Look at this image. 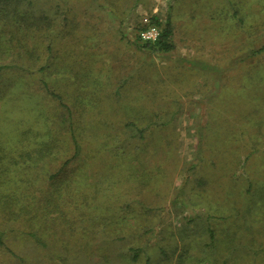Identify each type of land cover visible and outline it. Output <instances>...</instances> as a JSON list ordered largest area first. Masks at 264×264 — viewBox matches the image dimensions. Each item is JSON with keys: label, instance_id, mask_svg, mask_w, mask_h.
Returning <instances> with one entry per match:
<instances>
[{"label": "rangeland", "instance_id": "obj_1", "mask_svg": "<svg viewBox=\"0 0 264 264\" xmlns=\"http://www.w3.org/2000/svg\"><path fill=\"white\" fill-rule=\"evenodd\" d=\"M32 1L22 0L16 11L59 20L50 29L55 41L61 39V66L66 58L80 73L73 86L80 93L96 89L85 109L84 100L72 94L71 72L52 76L62 101L74 105L71 115L83 149L94 146L93 132L111 134L123 147L135 141L153 145L137 164L124 160L125 166L112 167L117 158L110 148L90 163L93 183L109 169L110 180L92 195L104 217L94 227L85 230L80 222L72 235L61 234V257L67 255L61 264H264V127L257 126L264 114L251 108L257 100L264 106V52L249 55L264 46V0ZM153 15L161 23L170 18L169 51L141 47L137 31ZM10 19L18 21L15 15ZM45 31L33 28L27 35L39 50L46 45L50 30ZM15 53L11 48L1 53L0 64L11 63ZM4 71L0 91L9 83L11 89H28L35 110H49L36 78L13 84L15 74ZM115 89L123 98L112 95ZM223 91L233 94L232 110H241L234 114L239 117L229 109L226 115ZM1 110L2 103L0 119ZM66 113L61 107V133ZM129 117L143 128L142 138L120 128ZM254 200L260 202L252 207ZM119 223L124 234L112 239ZM4 241L26 256L27 264L45 262L32 241L19 235ZM137 247L141 252L132 261ZM0 264L21 263L0 246Z\"/></svg>", "mask_w": 264, "mask_h": 264}, {"label": "trees", "instance_id": "obj_2", "mask_svg": "<svg viewBox=\"0 0 264 264\" xmlns=\"http://www.w3.org/2000/svg\"><path fill=\"white\" fill-rule=\"evenodd\" d=\"M21 1L0 0V55L10 48L16 50V53L11 57V63L0 64V70L1 72L8 70L15 74V79L12 80L13 84H16L19 78L27 82L31 80V77L36 78L40 88L44 90L50 107L47 112L42 110L38 113L34 108L28 89L20 91L14 86L11 89L12 84L10 83L11 87L8 86L6 90L0 91V103H2L0 119V246L16 257L21 264H27V257L18 254L4 241V236L12 235L16 238L19 235L26 241H32L36 248L34 251L43 252L45 262L36 264H61V261L67 259L66 254L61 257V234L68 235L80 222L85 230L89 225L94 227L104 217L102 206L94 203L92 195L104 189L106 186L104 182L110 180L109 169L101 172L102 181L93 183L88 180L90 174L87 172L90 171V163L95 162L94 159L98 153L102 150L107 152V149L110 148L108 153L113 152L117 158V163L112 167H121L124 160L137 164L138 157L143 152H148L153 145L149 147L145 143L135 141L133 145H129V148L128 144L123 147L113 142L114 139L110 138L111 134L100 137L96 132H93L92 137L96 139L94 146L87 150L83 149L79 131H77L71 115L74 105L70 106L62 101L61 92L56 89L57 85H52V81L57 79L52 76L61 75L63 70H69L71 72L69 81L74 79L71 84L69 83L72 94H74V98L84 100L81 104L85 109L96 89L80 93L77 88H73L74 85L78 86L80 73L73 69L74 67L66 58L64 67L61 66V46L59 45L61 39L55 41L57 35H54L55 37L51 35L54 31L50 27H56V23L60 25L59 20L51 21L50 16L45 13L35 17L29 12L19 14L16 10ZM23 1H26L28 5H32L34 2L32 0ZM59 8L61 9L60 6ZM13 15L17 16L18 21L10 19ZM149 23L159 27V38L154 43L142 42L141 47L149 48L152 52H166L172 49L169 16H166L164 22L161 23L159 18L153 15L150 17ZM43 26L46 27L45 32L49 30L52 32L47 33L48 37L45 35L47 40L45 48L39 50L38 41H30L27 35H30L33 28L39 30ZM261 52H264V46L257 49L252 48L249 55L255 57ZM22 87L27 88L26 86ZM117 91L115 89L112 95L118 96L119 99L123 98V92ZM221 96L227 103L226 115H228V109L229 115L241 111L239 109L236 112L232 110V93L223 91ZM253 105L256 106L253 110L264 114L263 104L257 100L251 105V108ZM61 107L67 112L66 117L63 115V121H67L62 131L64 133H61ZM87 110L93 111L89 108ZM240 115L241 113H238L237 116H234L239 117ZM133 119L134 117L123 119L120 128H129L133 135L142 138L144 136L143 128L138 127ZM105 120L101 118L100 123L103 126H108ZM259 123L261 127H264V115L259 118L257 126ZM61 137H64L62 144ZM161 138L158 137L154 145L159 144ZM233 140H230L232 144L235 143ZM65 143H67L66 147ZM64 154L66 157L61 161ZM120 160L123 161L120 162ZM68 163L70 165L65 167ZM129 174L134 176L135 171H130ZM120 181L122 179L117 173L115 183L118 184ZM160 181L166 182L165 176ZM115 183L113 185H116ZM117 199L120 201L119 198ZM259 202L252 201V207H255ZM98 210L100 213H97ZM123 223L125 224V222ZM123 223L117 224V229L111 233L112 239H119L123 236L124 230L121 228L125 226ZM102 231L107 232L105 226H102ZM72 234L73 232H71ZM140 252L141 248L132 249V261L137 258Z\"/></svg>", "mask_w": 264, "mask_h": 264}, {"label": "built area", "instance_id": "obj_3", "mask_svg": "<svg viewBox=\"0 0 264 264\" xmlns=\"http://www.w3.org/2000/svg\"><path fill=\"white\" fill-rule=\"evenodd\" d=\"M159 34V27L151 23L141 26L137 31L139 40L148 43H154L159 38Z\"/></svg>", "mask_w": 264, "mask_h": 264}]
</instances>
